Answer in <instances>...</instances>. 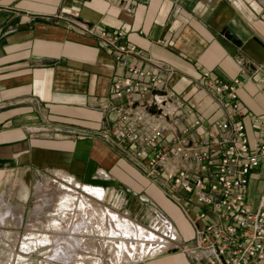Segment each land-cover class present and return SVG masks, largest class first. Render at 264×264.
<instances>
[{
    "label": "crops",
    "instance_id": "0c3cea01",
    "mask_svg": "<svg viewBox=\"0 0 264 264\" xmlns=\"http://www.w3.org/2000/svg\"><path fill=\"white\" fill-rule=\"evenodd\" d=\"M83 25L121 30L119 43L134 44L146 57L173 67V91L209 122L219 119L222 110L188 80L200 76L196 65L219 81L240 78L239 120L245 130L260 132L264 94L255 69L264 63V0H0V187L14 183L15 176L23 185L16 198L19 216L7 209L0 222L9 217L15 223L19 219L15 226L28 220L27 227H35L28 217L32 213L26 211L31 197L28 176L59 170L65 173L50 180L68 175L69 185L102 188L101 199L110 209L118 206L114 194L120 191L129 208L151 206L156 214L151 221L160 220L167 229L160 212L172 235L174 226L183 242H193L184 194L172 192L179 200L169 194L159 180L146 177L104 139L103 130L113 119L111 80L120 68ZM251 186L250 181L249 194ZM127 214L129 210L124 216L138 223ZM197 222L201 226L205 221ZM19 258L8 262L22 263ZM124 264L196 263L174 249Z\"/></svg>",
    "mask_w": 264,
    "mask_h": 264
},
{
    "label": "built area",
    "instance_id": "2783aa9c",
    "mask_svg": "<svg viewBox=\"0 0 264 264\" xmlns=\"http://www.w3.org/2000/svg\"><path fill=\"white\" fill-rule=\"evenodd\" d=\"M82 28L103 42L120 68L111 80L113 119L103 130L104 139L169 194H184L193 242H183L173 226L174 243L163 253L182 250L196 264H264V185L255 204L248 191L249 176L264 159V122L250 148L239 120L241 79L219 81L196 65L200 76L188 80L222 110L219 119L209 122L173 91V67L146 57L134 44L119 43L121 30ZM255 72L264 94V63ZM201 220L205 222L199 226Z\"/></svg>",
    "mask_w": 264,
    "mask_h": 264
},
{
    "label": "rangeland",
    "instance_id": "374dc122",
    "mask_svg": "<svg viewBox=\"0 0 264 264\" xmlns=\"http://www.w3.org/2000/svg\"><path fill=\"white\" fill-rule=\"evenodd\" d=\"M258 127L259 126L257 125V128ZM245 134L247 135V138L249 141V147L252 148V146L255 142V137L259 134V131L256 130L255 128L246 129ZM260 163H261V165L258 166L256 168V170H254L249 176L251 178V185H252L251 189H250L251 192L249 194V201H251L253 204H255L257 202L258 196H259L261 189L264 185V159L261 158ZM56 173L63 174L65 172H62L59 170L58 171H50L47 173L46 172L45 173L44 172H39V173L30 172V175L28 174L30 176V178L28 175H26V176H28V181H30V184H29L30 186H27V188L31 187V197H30V201L28 202V204L26 206V211H28V213H32V215L28 216V217L32 218V219L31 218L30 219L32 220L33 225L35 227H33V228L27 227V224L29 223L28 220L26 222H24L22 226H15V225H17L16 223H20V222H18V220H19L18 218H17L18 220H16L17 221L16 223L14 221L10 220L9 217L8 218L6 217L5 220L3 221V223L0 222V264H9L8 260L14 259V257L18 258L19 256H20L19 260H21L22 263H18V264H42L43 262H46L47 259L50 260L51 264H70L67 261L65 262L64 260L56 261L53 259V257L50 258L47 255V253L49 252V250L51 248V244L50 243L42 244L37 239V236H39V235H45L48 238H53V237L55 239L59 238V241L66 239L67 244L66 245L60 244V248H58L59 247L58 246L57 250L59 251V254L62 253V254H60L62 257L66 256V255H64L65 249L66 250L69 249V251H72L74 253L79 254L81 257H79L80 259H78V264L79 263L80 264H86V262H87V264H89V262H90L89 259L92 256H94V258L96 259L97 254L94 253V251H92L91 249H89V252L84 250V249H80L81 251L77 249V245L74 244L73 238L75 236H78V233H74L70 226H72V223L76 218V214L78 212H80L81 210L86 211L87 209H85V208H88L90 206V204H92V205L95 204L99 207H101V206L104 207L105 205L103 203V200L102 199L97 200L96 198L89 196V195L85 196V193L82 192V189L80 188V186L76 187L75 184H72V185L66 184L65 185V183H62L64 186L71 187V188H73V190L75 189L77 192L74 190V191H72L73 196L65 197L61 201H58L57 198H55V195L52 192H50L49 190H47V183L49 181H44V177L48 176V177H50L49 179H53L51 176L56 175ZM13 182L14 183H10L8 185L7 184L2 185L0 187V194H2V195H0V215L2 213H5L6 211H8L7 209H12L14 216H16V215H17V217L19 216V213H18L19 211L17 209L15 210V207L19 204L20 201H18L16 198H18V196L21 194V191L23 189V185L17 183L16 176H15V179ZM74 195L84 197L83 199L87 200V203L85 201L86 205L84 204V206L81 207L82 206L81 202H80L81 198L75 197ZM115 196L118 199V206L114 209H115V211L118 210L119 212H122L123 214L120 213L122 216H124L125 211L129 210V215L127 214L128 217L134 218L139 224H142L147 230H149L148 228H150L151 231L153 230L158 235H161V236L162 235L164 236L167 233L168 229H166L164 227L163 223L160 220L156 223H154V221H151L153 218H155L156 214L150 208L149 205H144L141 210L138 208H132V207L129 208V200L126 199V197L123 199L122 192H120V191L116 192L114 194V197ZM90 199H92V200H90ZM109 203L110 204H108V205H111L113 203V200H110ZM142 203H147V201H144ZM88 204H89V206H87ZM68 205H70L71 208ZM112 209H113V207H112ZM104 217H106V216H104ZM103 219L101 221L99 219L98 220L100 222H102V221H104ZM56 221H59V222L56 223ZM61 221L62 222L67 221L68 226L71 229L67 228V229L62 230L60 228L61 229L60 230L59 228H57L58 227L57 224L62 223ZM42 222L43 223L48 222V223H45L44 227H39V225L42 224ZM104 222L108 223L109 221L106 220ZM109 224H104V225H106V226H104L105 230H102V231L100 230L99 233L96 232L97 231L96 229L95 230L92 229L91 231H85V234L83 233V235H79V237H81L82 238L81 240L84 241V243H87V245H88V242L92 241V243H93L95 240H98L100 238H101V240L104 239L105 241H107L108 244L111 241H115L116 243L118 241V243H122L121 245H123V243L126 244V243L132 241V240L131 241L128 240V239H130L132 234L129 235L128 232L126 233V231H128L126 226H124L122 224L124 226V228H123V226L121 224H116L115 222L111 223L112 230L115 232L114 233L115 236L113 235L114 236V238H113V236L108 234L109 231L111 230L110 229L111 227L109 226ZM113 225H116V226L119 225V227H117V229H116L115 228L116 226H113ZM100 227H102V226L100 225ZM124 230H126V231H124ZM117 232H119L120 234ZM95 233H97V234H95ZM136 234L138 236V233H135L134 234L135 237H136ZM67 235L71 238H69ZM90 235H92V236H90ZM134 235H132V236H134ZM125 236L128 238H125ZM60 237H61V239H60ZM109 237L111 238V240H109L110 239ZM133 240H134V242H137V243H139V242L145 243V242L149 241V239H144L142 237H141V239H133ZM172 245L173 244H170V245H167L165 248L164 247L163 248L167 249L168 247H170ZM136 247L137 246H135L134 248H136ZM61 248H62V250H61ZM163 248L160 249V252H153L152 250H150L149 252H146V254H144V253L140 254L139 259L141 257L146 256V255L163 253L164 252ZM134 250L135 249H132L131 250L132 254H129V252H126V250L122 251L120 249V254L117 255V260L114 261V264H124L127 262H132L133 259L135 258V257H133V256H135ZM103 252H105V251H103ZM94 258L92 257L90 260L94 261ZM105 258L106 259L109 258L107 254L105 255ZM109 261L113 262L112 259L111 260L109 259Z\"/></svg>",
    "mask_w": 264,
    "mask_h": 264
},
{
    "label": "bare ground",
    "instance_id": "6f19581e",
    "mask_svg": "<svg viewBox=\"0 0 264 264\" xmlns=\"http://www.w3.org/2000/svg\"><path fill=\"white\" fill-rule=\"evenodd\" d=\"M71 182H72V178L69 177L68 175L67 176L64 175L63 176V180H61V179L58 180V181L57 180H50L47 183V190H49L50 192H52L55 195V198H57L58 201H61L65 197H71V196H73L72 191H74L75 189L73 190V188L68 187V186H64L62 184V183H65V185H66V184H70ZM77 185L80 186V188L82 189V192L85 193V196L89 195V196H92V197L96 198L97 200H100L101 199V195H102V192H103L102 188H99V187H96V186H91V185H88V184H86V185H79V184H77ZM74 196L75 197H80V196H77V195H74ZM80 198H81L80 199L81 200L80 202H81V205H82V206L81 205L80 206L83 207L84 204H85V201L87 203V200H84L83 199L84 197H80ZM90 200H92V199H90ZM68 206H70V205H68ZM87 206H89V204ZM70 208H71V206H70ZM85 209H87V210L86 211L85 210L84 211L81 210L80 212H78L76 214V218L73 221V223L71 222L72 223V226H70V227L72 228V231L74 233H78V236H75L73 238L74 239V244L77 245V249L78 250L84 249V250H86L88 252H89V249H91L92 251H94V253L97 254L96 259L94 258V256H92L94 258V261L93 260L92 261L90 260L92 257L89 259V261H90L89 264H112V263L114 264V261L117 260V255L120 254V249L122 251H125L126 250V252H129V254H132L131 250L132 249H135L134 250L135 256H133L135 258L133 260H137V259H139L140 254H143V253L146 254V252H149L150 250H152L153 252H160V249L161 248H163V247L165 248L167 245H170V244H173L174 243V237H175V235L174 234L172 235L173 232H170V223H168V221L165 220V218L163 217L164 215H162L160 212H158V215L161 216L164 219V223L166 224V227L168 229L167 233L164 236L163 235L162 236L161 235H158L155 231H153V230L151 231L150 228H148L149 230H147L143 225L138 224V223L132 221L131 219L126 218L125 216H122L119 212L110 209L109 206L108 207H106V206L99 207V206H97L95 204H93V205L90 204V206L88 208H85ZM104 216H106V217H104ZM98 219L100 221L102 219L104 221L108 220L109 222L108 223L107 222H104V221L100 222ZM67 221L66 222H64V221L62 222L61 221L62 223L57 224V226H58L57 228H59V229L61 228L62 230L67 229V228H70L68 226V222L69 221L68 222ZM58 222L59 221H56V223H58ZM112 222H115L116 224H121V225L123 224L124 226H126V228L128 230V231L124 230V231H126V233L128 232L129 235L130 234L134 235L135 233H138V236H137V234H136V237H135V235L134 236L131 235L130 239H128V240H130V241L132 240V241L131 242H128L126 244L123 243V245H121L122 243H118V241H117V243L115 241H111L108 244L107 241H105L104 239L101 240V238L98 239V240H95L93 243H92V241L91 242H88V245H87V243H84V241L81 240L82 238L79 237V235H83V233L85 234V231H91L92 229H94V230L96 229L97 230L96 232L99 233L100 230L101 231L102 230H105L104 229V226H106V225H104V224H109V223H110L109 226L111 227L110 228L111 230L109 231L108 234H110L111 236H113V235L115 236V234H114L115 232L112 230V226H111V223ZM100 225L102 227H100ZM39 226H41V224ZM113 226H116V225H113ZM124 226H123V228H124ZM117 227H119V225L116 226L115 228L117 229ZM117 233H119V232H117ZM95 234H97V233H95ZM90 236H92V235H90ZM114 236H113V238H114ZM141 237L144 238V239H149V241L148 242H145V243H141V242L137 243V242H134L133 239H141ZM69 238H71V237H69ZM125 238H128V237L125 236ZM37 239L42 244H46V243H50L51 244V248H50L49 252L47 253V255L50 258L53 257V259L56 260V261L64 260L65 262L67 261L70 264H78V259H80L79 257H81L79 254L74 253L72 251H69V249H67V250L65 249L64 250L65 251L64 252V255H66V256L65 257H62L60 255L62 253L59 254V251L57 250L58 248H60V244H64V245L67 244L66 239L59 241V238H56V239L54 237L53 238H48L45 235H39V236H37ZM60 239H61V237H60ZM109 240H111V238ZM135 246H137V247L134 248ZM62 248H61V250H62ZM103 251H105V252H103ZM106 254L109 257L108 259L105 258V255ZM109 259L110 260L112 259L113 262H110ZM42 264H51V262H50V260L47 259L46 262H43ZM86 264H87V262H86Z\"/></svg>",
    "mask_w": 264,
    "mask_h": 264
},
{
    "label": "water",
    "instance_id": "95a60500",
    "mask_svg": "<svg viewBox=\"0 0 264 264\" xmlns=\"http://www.w3.org/2000/svg\"><path fill=\"white\" fill-rule=\"evenodd\" d=\"M152 110V109H151ZM152 111H154V110H152Z\"/></svg>",
    "mask_w": 264,
    "mask_h": 264
},
{
    "label": "flooded vegetation",
    "instance_id": "af4514ba",
    "mask_svg": "<svg viewBox=\"0 0 264 264\" xmlns=\"http://www.w3.org/2000/svg\"><path fill=\"white\" fill-rule=\"evenodd\" d=\"M26 181H27V179H26Z\"/></svg>",
    "mask_w": 264,
    "mask_h": 264
}]
</instances>
